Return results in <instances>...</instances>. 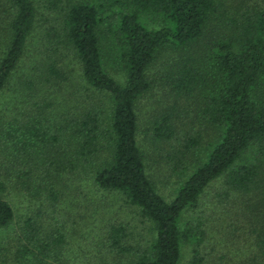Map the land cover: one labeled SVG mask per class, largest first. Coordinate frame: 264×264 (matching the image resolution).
<instances>
[{"label": "trees", "instance_id": "trees-1", "mask_svg": "<svg viewBox=\"0 0 264 264\" xmlns=\"http://www.w3.org/2000/svg\"><path fill=\"white\" fill-rule=\"evenodd\" d=\"M61 47L77 71L61 65ZM167 51L176 59L154 73ZM154 87L174 101L151 118V143L199 145V133L175 130L180 100L205 125L204 149L170 199L138 139V103ZM216 183L227 207L207 199ZM103 194L135 208L152 236L133 246L107 222L94 264H183L185 252V264H264V0H0V264H82L65 254L77 214L62 206L72 196L77 219L96 226ZM216 222L227 248L212 260ZM248 240L250 254L233 257Z\"/></svg>", "mask_w": 264, "mask_h": 264}, {"label": "rangeland", "instance_id": "rangeland-1", "mask_svg": "<svg viewBox=\"0 0 264 264\" xmlns=\"http://www.w3.org/2000/svg\"><path fill=\"white\" fill-rule=\"evenodd\" d=\"M148 21L150 26H153L155 24L154 21L151 20V18ZM40 34L42 35L41 31ZM38 37L40 36H34L35 42H37ZM70 57L71 56L69 52L65 50L64 47H61L58 58L61 60V65H64L69 71H71V69H76V65L71 61ZM168 59H176L175 54L169 51L165 52L155 64L156 68H153V72L161 73L164 68L167 67L165 61H167ZM68 70L64 71L67 73ZM75 71H77V69ZM110 73L116 78L119 76L117 73ZM117 79H119V77ZM158 85L159 84H157V86ZM65 90L66 92L67 90L70 92L69 89ZM161 91H163L162 88L154 87L153 95L145 96L143 100L138 103V139L140 141L141 148L147 154L146 161L148 163V171L156 181L159 192L166 199H170L174 189L177 187V184L180 181L185 180L186 177L191 174L193 168L197 163L196 161L198 160V157L201 155L202 150L204 149L205 125L198 118L195 119V114L192 112L194 111V108H191L190 102L180 100V102L177 103V109L175 110L176 114L178 113V117L175 119V130L178 131L179 137L181 138L184 137L185 133L190 131L191 133L188 134L189 137H187V139L195 138L199 133V145L191 149L189 148V150L185 152V150L183 149V144L176 146L174 140H170L169 142L151 143V131L149 130L151 129L152 124L151 118H153L154 115H160L165 112L166 109L173 105L174 101L173 97L167 95V91L166 94L164 91L162 92L163 94H161ZM57 95L62 97L60 94ZM62 98H59V101H62ZM179 152H182L183 156H180ZM175 167L177 168L173 170V168ZM170 170L172 172H170ZM222 193L223 191L220 188L219 184H214V187L209 191L207 198L211 200L213 207L218 206L219 208H223L228 206L227 204H225L227 202L226 199L222 196L221 201H219L220 198L218 200L216 199V195ZM102 198L105 201V208L101 210L100 215L97 218L99 224L96 223V226H94L88 219L84 221H80L82 219H77L76 216L83 213H81L79 209L74 208L75 199L72 196H70V198L63 204L62 209L65 213L72 214L71 211H74V214H77L76 216L74 215V217L72 216L66 219V228L68 230V246L66 248L65 254L67 255V258L72 259L76 262H80L82 264H86L85 258L86 260L91 259V263L94 264L95 259L93 260V255L95 253V238L97 237L98 240L99 237V232L97 230H99L107 222H109L110 224H118L125 227L127 229L126 232L128 234V239L131 245L134 246L135 244H139L142 247H146L150 236H152L150 225L140 218L136 209L128 206L124 202V200L117 195L103 194ZM218 201L219 204H217ZM14 203H16L14 205V208L16 209V213L18 214L21 210V207L18 206L16 201H14ZM95 204L96 207L100 206V202H96ZM87 214L90 215L91 213L87 212ZM92 219H94V217H92ZM208 226L210 228V234L206 240L205 250L210 256H212L211 259L213 260L214 258L218 257V255H220L221 250H224L223 245H225L226 247V243L223 236V230L220 226H218L217 222L215 224L209 223ZM96 231L98 232V234H95ZM225 231L228 232L227 230ZM5 238V232L0 233V244L5 243ZM249 243L251 242H247L239 249L236 247L232 248L231 255L236 258L249 255L250 253L248 254L247 251V249H249L250 247ZM87 244L88 246L85 248V245ZM231 247L234 246H230V248ZM188 257V252H185L182 262L183 264H185L184 262L188 259ZM129 260V258L120 255L113 257L110 256L108 259L109 262H107L108 264H128ZM238 260L242 259L238 258ZM211 264H223V262H216Z\"/></svg>", "mask_w": 264, "mask_h": 264}]
</instances>
